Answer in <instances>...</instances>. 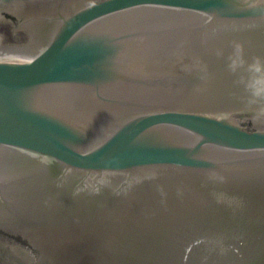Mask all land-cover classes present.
I'll return each instance as SVG.
<instances>
[{
	"label": "water",
	"instance_id": "95a60500",
	"mask_svg": "<svg viewBox=\"0 0 264 264\" xmlns=\"http://www.w3.org/2000/svg\"><path fill=\"white\" fill-rule=\"evenodd\" d=\"M0 264H264V0H0Z\"/></svg>",
	"mask_w": 264,
	"mask_h": 264
}]
</instances>
